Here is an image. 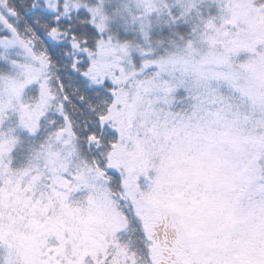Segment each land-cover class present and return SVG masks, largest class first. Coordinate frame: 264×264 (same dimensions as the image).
<instances>
[{
    "label": "snow or ice",
    "instance_id": "snow-or-ice-1",
    "mask_svg": "<svg viewBox=\"0 0 264 264\" xmlns=\"http://www.w3.org/2000/svg\"><path fill=\"white\" fill-rule=\"evenodd\" d=\"M0 264H264V0H0Z\"/></svg>",
    "mask_w": 264,
    "mask_h": 264
}]
</instances>
